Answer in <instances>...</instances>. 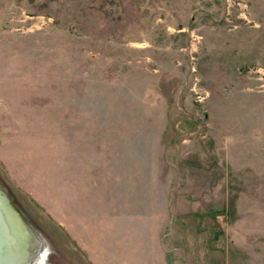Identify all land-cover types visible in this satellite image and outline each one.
I'll return each instance as SVG.
<instances>
[{
  "label": "rangeland",
  "instance_id": "374dc122",
  "mask_svg": "<svg viewBox=\"0 0 264 264\" xmlns=\"http://www.w3.org/2000/svg\"><path fill=\"white\" fill-rule=\"evenodd\" d=\"M0 188L45 247L19 264H91L70 203L112 247L264 264V0H0Z\"/></svg>",
  "mask_w": 264,
  "mask_h": 264
},
{
  "label": "crops",
  "instance_id": "0c3cea01",
  "mask_svg": "<svg viewBox=\"0 0 264 264\" xmlns=\"http://www.w3.org/2000/svg\"><path fill=\"white\" fill-rule=\"evenodd\" d=\"M103 189L106 190L97 185L91 186L89 189L86 188L85 192L88 191L87 194L91 198L87 199L89 198L88 195H86V198L84 196L80 200V205H85L86 203L92 207L97 205L102 206L104 202ZM107 192L111 196H106L107 202L117 205L120 201L118 188H110ZM83 193V189L81 188V195ZM42 199L40 195V201L43 202ZM48 206L50 208L54 206L53 201L48 202ZM69 206L70 212L68 213L67 221L64 220V222H67L70 233L77 240L80 248L85 251L87 260L91 264H168L164 251L160 250L158 252V250L152 249L151 244L157 240L153 241L150 234L148 240L143 238V240L139 239L140 241L138 242L128 237L120 238L117 240L115 247H112V242L106 239L107 237L102 236L101 230L97 231L99 223L102 222L98 209L90 207L91 209L87 208L85 211L81 209L77 212L72 210L71 203ZM73 220H79V228L73 223ZM64 222L61 223L65 224ZM147 243L149 244V251L146 250Z\"/></svg>",
  "mask_w": 264,
  "mask_h": 264
},
{
  "label": "water",
  "instance_id": "95a60500",
  "mask_svg": "<svg viewBox=\"0 0 264 264\" xmlns=\"http://www.w3.org/2000/svg\"><path fill=\"white\" fill-rule=\"evenodd\" d=\"M25 239L20 214L12 205L6 193L0 188V264H19L28 257H33L34 263L38 259L40 260L45 247H41V242L35 236V252L37 253L30 252L25 258L23 251Z\"/></svg>",
  "mask_w": 264,
  "mask_h": 264
},
{
  "label": "trees",
  "instance_id": "16d2710c",
  "mask_svg": "<svg viewBox=\"0 0 264 264\" xmlns=\"http://www.w3.org/2000/svg\"><path fill=\"white\" fill-rule=\"evenodd\" d=\"M209 211H210L209 213L212 214V212L213 211L215 212L216 210L215 209H210Z\"/></svg>",
  "mask_w": 264,
  "mask_h": 264
},
{
  "label": "bare ground",
  "instance_id": "6f19581e",
  "mask_svg": "<svg viewBox=\"0 0 264 264\" xmlns=\"http://www.w3.org/2000/svg\"><path fill=\"white\" fill-rule=\"evenodd\" d=\"M32 252V251H31ZM25 262V261H24Z\"/></svg>",
  "mask_w": 264,
  "mask_h": 264
}]
</instances>
